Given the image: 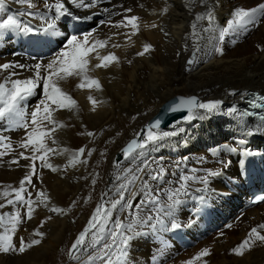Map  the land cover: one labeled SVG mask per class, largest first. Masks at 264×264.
I'll return each mask as SVG.
<instances>
[{"label": "bare ground", "instance_id": "bare-ground-1", "mask_svg": "<svg viewBox=\"0 0 264 264\" xmlns=\"http://www.w3.org/2000/svg\"><path fill=\"white\" fill-rule=\"evenodd\" d=\"M31 2L36 4V8L28 9L19 0H5L4 8L0 9V22L13 16L36 29L41 27L43 21L22 13L31 11L44 14L46 18H54V12H48L44 3H55L56 0ZM63 2L74 16L81 19L62 17L57 21L55 34L39 33L37 36L0 30L1 37L16 35L21 40V45L6 59L0 60V64L21 62L31 67V64L37 62L47 63L63 48L70 35L94 31L97 38L106 39L117 31H129L112 28L107 21L115 24L123 15L140 17L141 31L132 41L126 44L123 36H114L111 42L119 43L122 47L101 50V54L115 52L120 63L89 73L99 79L102 91L78 89V78L62 81L60 86L78 102L79 110H58L54 113L55 118L67 126L55 134L57 144L50 146L70 151L85 147L87 152L93 149L92 141L99 140L96 146H99L101 154L97 164L92 167V179L97 181L105 176L107 180L112 178L105 192L108 193L107 201L111 202L117 196L115 189L123 182V177L128 175V170L142 166V161L149 163L153 171L158 170V166L165 169L159 180H151L145 175L150 192L148 189L141 190L142 181L137 182L136 197L126 195V199H131L133 203V210H122L121 206L113 209L105 224L104 235H108L116 220L127 223L131 219L129 211H134L141 218L149 215L155 217L152 204H143L138 210L135 205L146 200L149 195L156 194H159L161 203H165L166 191L177 187L183 175L193 174L192 169H197L195 175L198 176L204 175L205 170L222 172V175L210 180L207 191L197 192L195 189L203 186L191 183L190 195L184 198L185 202L176 209L175 215L171 218L163 217L166 228L158 226L153 229L151 224L155 223V219L148 224L136 225L139 235L131 240L124 264H149L156 261H159L158 264H185L204 248L210 249V255L195 264H204L205 261L206 264H264L262 244L253 246L243 256L231 252L246 238L252 227L264 223V202L256 207H247L246 204L254 188L264 187V133L255 132L256 126L260 124L257 120L249 121L241 118L239 111H229L233 107L238 110L241 99L251 91V88L242 86L250 85L264 93V51L260 50L264 48V17L260 18L261 23L258 25H248L245 33H230L223 44L217 43L220 30L227 27L235 8H253L264 3V0H207L206 5L196 0L190 6H186L188 0H101L96 8L88 10L75 8L69 0ZM126 8H131L132 12L125 13ZM165 8L166 13L163 12ZM209 9L214 15L213 24L210 31H201L197 52L193 47L191 24L196 14L205 13ZM100 21L105 23L101 24ZM153 22L159 27H143ZM199 27H209L208 21L199 22ZM234 39L237 40L235 44L232 43ZM144 43L151 44L153 50L142 57L137 56L136 53L142 50ZM215 46L223 47L224 54H215ZM194 58L198 63L187 64L189 59ZM96 62L92 61L93 64ZM15 71L19 76L14 78L23 79L32 75L27 69ZM89 94L103 102L95 112L91 111V104L87 100ZM176 96H195L201 103H221L212 112L197 109L196 118L190 121L182 118L160 128L159 131L174 132L175 135L150 145L138 158L125 160L123 147L137 138L138 133L142 136L149 121L164 104ZM41 98L42 87L37 89L36 95L24 102V109L30 112ZM89 131L94 133L93 137L86 134ZM248 131L254 134L248 135ZM0 136L8 137L16 149L14 153L0 158V191H3L8 185L17 187L28 169L10 163L18 152L23 151L18 145L25 136L24 130L12 129L6 121H0ZM118 155L121 159L116 161ZM67 158V155L50 154V162L59 168L56 172L39 168L40 162L37 161L41 175L33 178L36 189L48 194L51 205L65 209V191L75 186L74 176H81L85 169L84 164L76 168L68 167L66 171L69 176H65L63 171ZM84 159H88L87 154ZM28 163L20 160L21 165ZM225 163L227 167H224ZM118 175L120 180L116 179ZM36 189H29L33 197ZM200 196L205 198L203 202L199 200ZM14 210L9 206L0 211ZM49 215L53 218L43 229L54 228L57 223L62 227L68 226L66 215L50 213L41 206L36 209L34 218L28 221L31 227H27V223L20 226L14 243L18 245L20 237L31 239L32 231ZM84 221L83 225H87L88 220L85 218ZM173 221L180 227L172 229ZM223 222L227 227L231 225L228 227L230 229L217 231ZM77 235L73 237L72 243ZM93 236L88 237L87 246L77 253L78 259L72 260L71 264H84L88 260L86 256L98 242V237ZM48 250H52V245L42 242L23 254L0 253V264H56L54 261L45 262ZM152 258L156 259L149 261Z\"/></svg>", "mask_w": 264, "mask_h": 264}, {"label": "snow or ice", "instance_id": "snow-or-ice-1", "mask_svg": "<svg viewBox=\"0 0 264 264\" xmlns=\"http://www.w3.org/2000/svg\"><path fill=\"white\" fill-rule=\"evenodd\" d=\"M19 2L26 4L28 9L36 8V4L32 3L31 0H19ZM69 2L77 9L88 10L96 8L101 0H88V2L86 0H69ZM195 2L196 0H188L186 6L193 5ZM199 2L202 5L207 4V0H199ZM4 5L5 0H0V9H3ZM44 8L48 12H54V18H46L44 14L33 13L31 11L22 13V15L43 21L40 28L34 29L29 24L23 23L13 16H9L0 22V30H14L22 34L37 36L39 33L55 34L57 21L62 17H72L76 20L81 19V17L73 15L63 0H56L55 3L45 2ZM104 11L108 10L105 9ZM124 12L131 13L132 9L126 8ZM163 12L166 13L167 8ZM115 15H121V13H115ZM261 17H264V3H260L253 8H235L232 13V19L227 22V27L220 30L217 43L223 44L225 38L230 33H236L237 35L245 33L248 25H258L261 23ZM83 19H91V17H84ZM204 20L208 21L209 27L200 28L199 22ZM213 20L214 15L210 9L205 13L195 15L194 21L191 24V36L194 40L193 47L197 52L199 51L198 40L200 33L201 31H210ZM100 23L104 24L105 21H100ZM107 23L112 28L129 29V31H117L106 39L97 38L94 31H89L79 36L73 34L67 37L63 48L47 63L37 62L31 67L14 62L0 64V121H6L12 129H23L25 132L24 138L18 145L23 151L18 152L16 158H13L10 163L28 169L20 179L17 187L8 185L3 191H0V210L9 206L15 209L13 212L0 211V253L18 252L23 254L42 243L45 233L41 229L53 218L51 215L40 221L39 226L32 231L31 239L26 240L24 237H20L18 245L14 243V237L19 231L20 226L34 218L38 207L42 206L48 212L56 215H66L71 207L76 206L75 201L72 202L68 209L51 205L50 197L45 191L36 189L33 178L41 175L38 172L37 161L40 162L39 168H47L53 172L59 171V168L50 162V154L67 155L65 171L68 167L76 168L78 165L88 163L87 159H82L86 152L85 147H81L76 151H70L67 148L58 149L50 146L57 144L55 134L67 126L63 122L58 121L54 113L58 110H67L69 112H77L79 110L78 102L60 86L62 81H66L69 78H78L80 81L76 85L78 89L83 90L87 88L89 90L102 91L99 79L91 76L89 73L98 69H107L113 64H119L120 58L115 52L111 51L107 52V54H101V50L109 47H122L119 43L111 42L114 36H123L127 44L141 31L140 17L136 15H123L115 24L110 20ZM143 27L158 28L159 25L153 22L151 25L145 24ZM232 43H237V40H232ZM151 50H153V46L149 43H144L142 50L138 51L136 55L142 57ZM260 50L264 51V48H260ZM213 52L223 55L224 49L223 47L215 46ZM193 55L195 56V53ZM93 60L97 62L93 64ZM128 63H131V61H128ZM195 63H198V60L195 58L187 61L189 65ZM16 69H27L32 75L23 79L14 78L19 76V73L15 71ZM41 87L42 98L39 100V103L30 112L26 111L23 107L24 102L36 95L37 89ZM87 100L90 102L91 111L93 112L97 110V106L100 103H103L91 94L87 96ZM258 100L259 102L255 99L251 102L252 107L264 108V96L259 97ZM220 103V101L198 103L195 97L181 98L178 103L170 105L167 111L170 113L186 111L187 114L183 117V120L190 121L196 118L197 109L212 112L220 106ZM229 111L230 113L238 112L235 107L229 109ZM239 116L244 119L257 116L261 123L256 126L255 132L264 133V114L245 111L239 113ZM161 123L160 119H156L148 126L142 136L138 133L137 138L132 139L122 149L124 159H136L150 145L157 144L169 135H175L174 132L159 131ZM86 134L89 137L94 136V133L90 131ZM247 134L253 135L254 132L248 131ZM0 149H2L0 150V158L16 151L10 139L6 136H0ZM94 151L95 149L87 150V156H92ZM20 160L28 161L29 163L21 165ZM141 163L142 166H138L134 170L129 169L128 175L123 177V182L115 189L118 198L111 201L110 207L106 206L103 202L96 206L87 221L86 227L78 234L68 249L67 255L69 259L77 260L78 256L76 253L87 246L89 235L94 230H103L104 225L112 215V209L121 206L122 210H133V203L131 199H126V195L132 198L136 197L137 190H135V186L138 181H142L140 185L141 190L148 189L150 192L148 180L144 179L145 175L151 180H159L164 175L165 169L162 166H158V170L153 171L149 163L146 161H142ZM227 166L228 164L225 163L224 167ZM196 171L197 169H192L193 174L183 175L177 187L166 191L167 201L165 203H161L159 194H156L149 195L146 200L135 205V209L138 210L143 204H152L155 207V217L149 215L146 218H141L134 211H129L131 219L127 223L122 220H116L102 247L95 255L88 258L87 264H96L97 261L100 264H124L131 240L139 235L136 231V225L148 224L155 219V223L151 224L153 229H156L158 226L166 228L167 226L163 217L171 218L175 215L176 209L185 202L184 198L190 195L191 183L195 182L203 186L202 188H196L195 191H207L210 180L222 175L221 171L205 170L204 175L198 176L195 175ZM82 178L88 179L87 177ZM116 179L120 180L121 177L118 175ZM91 184L94 186L96 180L92 179ZM29 189H36L34 197L33 192ZM103 195L107 196L108 193H104ZM204 199L203 196L199 197L201 202ZM260 202H264V195L258 196L252 201L253 204ZM179 227L178 223L174 221L171 223L172 229ZM228 227H231V225ZM257 244L264 245V223L252 227L247 233L246 238L238 246L231 249V252L236 256H243L246 251H250ZM209 255L210 249L204 248L196 256L186 261L185 264H195L196 261H200L203 257ZM204 264H206V261Z\"/></svg>", "mask_w": 264, "mask_h": 264}, {"label": "rangeland", "instance_id": "rangeland-1", "mask_svg": "<svg viewBox=\"0 0 264 264\" xmlns=\"http://www.w3.org/2000/svg\"><path fill=\"white\" fill-rule=\"evenodd\" d=\"M12 10L15 11V8H12ZM76 35H81V34H76ZM20 45H21V40L16 35H9L8 37L0 36V60L6 59V57H8ZM32 65L34 64H31L30 66ZM242 87L251 88L250 90L258 91V89H254L250 85L242 86ZM98 142L99 140L97 139L95 142L92 141L91 143L92 144L91 146H93V149H95V151L93 152L92 156L88 157L87 159L88 163L84 164V168H85L84 173L81 176H74L76 182L75 186L66 189L65 191L66 195L63 197V201L65 202L66 209L69 208V206L72 204L73 201L76 202V206L71 207L70 211H68V213L66 214V216L69 219L68 226L62 227L61 224L57 223L56 226L54 225V228L51 229L49 228L48 230L43 228L41 229V231L45 233L42 242H44V244L46 245L47 244L52 245V250L50 251L48 250V253L45 254L44 257L45 262L54 261L56 264H71L72 260L69 259L67 252L71 246L70 243H72L73 237H75L78 232L80 233L86 227V224L83 225V223L85 222L84 221L85 218L88 220L92 212L95 210L96 206L102 202L105 203L106 206L110 207L109 205L111 202H109V200L107 201L106 196H104L103 194L106 192L109 184H111L112 178L107 180L105 176L102 179L97 180L94 186L91 184V180L94 176L92 172V167L97 164L99 156L101 154L99 146H96ZM86 153L87 152H85L83 159L86 157ZM120 159L116 157L115 160L119 161ZM63 172L65 176L67 177L69 176V172L67 171H63ZM82 177H87L88 179H83ZM159 187L160 186H158L157 189ZM117 198L118 196H116L111 201ZM37 209H39V207ZM112 213H113V209H112ZM26 225L27 227L29 226L31 227V225L28 222ZM104 228L103 230H94L93 233L89 235V236L94 235L93 237H98V242L95 244L94 249L91 251L92 253L90 252V254L86 256V259H88L90 256L95 255L98 252V250L102 247L105 240L107 239V236L104 235L105 234ZM222 229L229 230L230 228H228L227 224L223 222L217 231H220ZM155 259L156 258H152L149 261H153ZM158 262L159 261H156L154 263L149 262V264H158ZM84 264H87V260ZM96 264H100V262L97 261Z\"/></svg>", "mask_w": 264, "mask_h": 264}, {"label": "water", "instance_id": "water-1", "mask_svg": "<svg viewBox=\"0 0 264 264\" xmlns=\"http://www.w3.org/2000/svg\"><path fill=\"white\" fill-rule=\"evenodd\" d=\"M181 98H183L182 96H176V97H174L173 99H171V100H169L166 104H164L163 105V107L161 108V110L159 111V113L158 114H156L150 121H149V123L147 124V126H146V128H148V126L150 125V124H152L156 119H160L161 121H162V123H161V126H160V128H162V127H165L166 126V124H171L172 122H174V121H176V120H179V119H182L187 113H186V111H183V112H176V113H170V112H168L167 111V109L169 108V106L170 105H172V104H174V103H178L179 102V100L181 99ZM191 98V97H190ZM196 98V97H195ZM184 99H187V98H184ZM197 99V98H196ZM197 101H198V99H197ZM166 121V124L164 123V121ZM135 139V138H134ZM131 141V140H130ZM129 141V142H130ZM128 142V143H129ZM127 143V144H128ZM126 144V145H127ZM125 145V146H126ZM124 146V147H125ZM123 147V148H124ZM117 158L118 159H120L121 158V156L120 155H118L117 156Z\"/></svg>", "mask_w": 264, "mask_h": 264}]
</instances>
